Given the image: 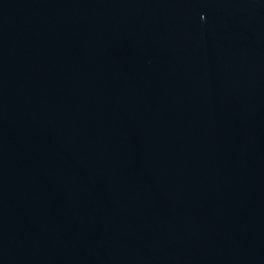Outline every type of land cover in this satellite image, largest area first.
<instances>
[{
  "label": "water",
  "instance_id": "1",
  "mask_svg": "<svg viewBox=\"0 0 264 264\" xmlns=\"http://www.w3.org/2000/svg\"><path fill=\"white\" fill-rule=\"evenodd\" d=\"M0 264H264V0H0Z\"/></svg>",
  "mask_w": 264,
  "mask_h": 264
}]
</instances>
